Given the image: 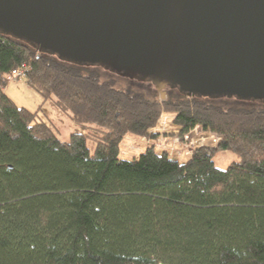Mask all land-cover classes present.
Returning a JSON list of instances; mask_svg holds the SVG:
<instances>
[{"label":"trees","instance_id":"16d2710c","mask_svg":"<svg viewBox=\"0 0 264 264\" xmlns=\"http://www.w3.org/2000/svg\"><path fill=\"white\" fill-rule=\"evenodd\" d=\"M43 101L81 129L60 141L4 93L20 65ZM58 60L0 33V264H264V103L186 97ZM217 135L179 162L147 145L121 156L125 134L153 141ZM91 143V150L88 144ZM219 150L239 157L216 167Z\"/></svg>","mask_w":264,"mask_h":264},{"label":"water","instance_id":"95a60500","mask_svg":"<svg viewBox=\"0 0 264 264\" xmlns=\"http://www.w3.org/2000/svg\"><path fill=\"white\" fill-rule=\"evenodd\" d=\"M0 33L186 97L264 103V0H0Z\"/></svg>","mask_w":264,"mask_h":264},{"label":"rangeland","instance_id":"374dc122","mask_svg":"<svg viewBox=\"0 0 264 264\" xmlns=\"http://www.w3.org/2000/svg\"><path fill=\"white\" fill-rule=\"evenodd\" d=\"M97 71H99L103 76L104 75H110L112 77H117L119 80L123 82H130V83H141L145 88H152L153 84L150 83L149 79L145 81H140L139 79H136L134 75L126 73L125 75L118 73L116 71H112L102 66L101 64H92L91 66ZM4 78V77H3ZM5 79V86H4V93L7 95L15 104L16 106L24 107L27 110L34 111L36 107L40 105L38 114L35 118V120L45 121L48 125L51 126L52 130L55 132V135L60 141L67 140L69 134L73 132L74 130L81 129L78 125H76L74 122H72L71 119L68 118V116L63 112H58L56 109L53 108L51 102L49 100L43 101L40 96L37 95V93L32 89L29 88L26 85L25 77H18L16 80H7ZM171 89V88H170ZM168 89V90H170ZM163 91L167 90L162 89ZM158 93V91H156ZM166 92V91H165ZM167 97L164 96V98ZM163 98V99H164ZM158 101L162 100L160 98V93H158L157 97ZM218 100H229V101H236L238 99H234L231 97H225V98H216ZM173 117L172 114H169L167 112H161L160 113V119L161 121L167 126L166 131L172 132L174 129V126L171 124V118ZM158 123V121H157ZM156 123V124H157ZM167 134V133H165ZM159 135V134H158ZM169 135V134H167ZM158 137L156 138V140ZM217 139V138H216ZM154 140V141H156ZM161 140V139H159ZM167 141V140H166ZM168 142V141H167ZM216 142V141H215ZM150 142L147 141V138L145 137H136L132 135L131 133L125 134L121 137V141L119 142V150L122 157L125 159L134 158L136 157L141 151H143L144 147L149 144ZM208 145V144H206ZM89 149L91 150V143L88 144ZM239 157L236 156L231 151L226 150H219L213 155V162L216 167L220 168H226V166L232 162V161H238Z\"/></svg>","mask_w":264,"mask_h":264},{"label":"built area","instance_id":"2783aa9c","mask_svg":"<svg viewBox=\"0 0 264 264\" xmlns=\"http://www.w3.org/2000/svg\"><path fill=\"white\" fill-rule=\"evenodd\" d=\"M18 69L12 71L9 74H5L4 78L7 80H16L18 77H23L27 67L23 64L20 65ZM154 128L159 134L158 139L153 143V148L156 151H165L170 158H174L179 162H184L189 159L191 153L195 147L205 146V144L213 145L215 144L216 138L218 137L214 133L203 131L198 125L190 128L183 134H165L167 126L158 119V123ZM148 139V138H147ZM161 139V140H159ZM168 142H167V141Z\"/></svg>","mask_w":264,"mask_h":264},{"label":"bare ground","instance_id":"6f19581e","mask_svg":"<svg viewBox=\"0 0 264 264\" xmlns=\"http://www.w3.org/2000/svg\"><path fill=\"white\" fill-rule=\"evenodd\" d=\"M154 131L156 132V130L154 129ZM157 133V132H156ZM156 140V139H155ZM147 141H149V140H147ZM150 143V145H153V143L155 142L154 140L153 141H149Z\"/></svg>","mask_w":264,"mask_h":264}]
</instances>
